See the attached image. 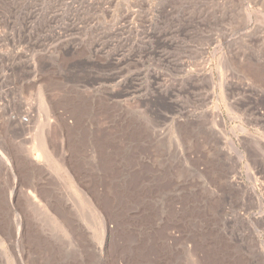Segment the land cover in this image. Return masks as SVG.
I'll use <instances>...</instances> for the list:
<instances>
[{
	"label": "rangeland",
	"instance_id": "1",
	"mask_svg": "<svg viewBox=\"0 0 264 264\" xmlns=\"http://www.w3.org/2000/svg\"><path fill=\"white\" fill-rule=\"evenodd\" d=\"M10 117L74 182L22 161ZM0 155V212L30 179L107 218L70 246L24 217L9 264H264V0H0Z\"/></svg>",
	"mask_w": 264,
	"mask_h": 264
},
{
	"label": "bare ground",
	"instance_id": "2",
	"mask_svg": "<svg viewBox=\"0 0 264 264\" xmlns=\"http://www.w3.org/2000/svg\"><path fill=\"white\" fill-rule=\"evenodd\" d=\"M39 1H41V0H39ZM69 4H70V2H69ZM55 8H57V7L55 6ZM33 9H35V8H33ZM50 9H52V8H50ZM28 10H30V9H28ZM81 10H82V8H81ZM72 11L73 10H71V12ZM46 12H45V14H46ZM90 12H91V10H90ZM40 13L41 12H39L38 10H32V11H28V12L26 10V13L23 15V20H24L25 23H31L32 24L33 22H36L38 20ZM63 13L64 12L63 11H59V9L57 11L54 10V11L49 12V13L47 12V19H46L47 21L46 22H48L50 24L51 23L53 24V22H55L56 20L60 19L61 15H63ZM71 14H69V12H68V14H64L61 17V19L64 18V16L66 15L65 16L66 17V21H68L69 24L72 23V25H73V23H76L77 22V19H76V16L75 15H73V14L71 15ZM8 22H9V20L6 21V23H8ZM128 27H129L128 25H120V26L115 27L113 29V32L114 33H118L119 31H123V30L126 31L128 29ZM94 28H95V26H94ZM99 28H100V26H99ZM97 30L98 29H96V31ZM102 30H104V28ZM107 30H108V32H106L105 36L103 35V38L102 39H98L97 40V43L95 44V54L96 53L97 54L98 53H101V54L105 53V51H107V48L110 46V26L108 27ZM96 31H95V34L98 33ZM101 37H102V35H101ZM105 40H107L108 42L105 41ZM122 41H123L122 42V45H124L125 44V41H127V40H125V38H124ZM92 49H93V46H92ZM155 78H156V76H155ZM41 107L43 108L44 112H46L48 114L49 107H48L47 104L43 103V100L42 99H41ZM26 108H27V106H26ZM7 120H8L7 121L8 122V125H9L8 128L11 131L12 136H14V138H16V136H17V138H19L18 141L15 142V146H16V153L18 154V156L20 158H23L24 159L22 161H26L28 163V165L33 164V167H37L39 169L40 174L41 173H45L46 171H49L47 169L48 168H51V167H52L51 169L53 170V165H54L53 163H55V165L56 164L58 165V171L59 170L61 171V172L59 171V176L61 177L60 179L61 180L62 179H65V180H71V181H73L71 179L72 177L70 176V174L67 171L66 167L63 165L64 156L61 155L62 154L61 153L60 154V158L61 159L60 158H57V159L55 158V156H54L55 153H54V150H53L54 148H51L50 149V144H49L46 136H43L42 135V136L34 137L33 141L30 144L31 146H27L28 140H26L25 138H22L23 132H24V130H26L24 128V124L25 123L22 122L23 120L21 121L19 118L16 119V117H12V118L10 117ZM45 125H46V123H45ZM27 126H28V124H27ZM42 127H44V126H41V128ZM43 131H44V129H43ZM39 132H40V130H39ZM1 155H0V160L3 161V163L5 165H7V162L8 161H6V159H4V157H2ZM11 168H8L7 167V169L9 170V173H10L9 175L12 178L13 183H14V181L17 179V177L14 176ZM32 168H28V170L29 169L32 170ZM24 171L26 172V170H24ZM29 172H32V171L29 170ZM49 175H50V173H49ZM26 177H28V175ZM28 178H30V175H29ZM24 179H26V178H24ZM56 179H54V180H56ZM27 180H26L27 181L26 183L24 181V184H25L24 187L22 186L23 188H19L18 189V193H19L20 200L16 199L17 189L13 186L10 189L9 193H8L7 201L5 202V206H4L5 209H3V211H1L2 213L0 212L1 213V220H2L0 222V256L2 258H5L6 264L11 263V260H13V258L11 257V255H9V252L7 251V249L2 248V246L4 245V243L7 240H11L12 241V239H11L12 234H14V233L15 234L20 233L21 224H22L21 223V220L24 217L28 220V223L30 224V225L28 224L29 225L28 227L31 228L30 230L36 231V232H39L40 231L41 233L42 232L44 233L45 231H46V233L49 232L48 233L50 235L49 238L51 240H53L54 243H57V242H59V243L66 242L70 246L73 244V241H75V237L74 236H77V235L84 236L83 234H86V235L89 234V228H88L89 226H87L88 223H89L87 217H89V216L92 218V225L96 229V232H98V234H100V235L103 234L104 235L105 232L107 231L106 230V227H107V218L101 213L100 210H98L97 203L94 202L90 198V196H89L88 193H86L84 191H79V193H80L79 196L81 197V198L80 197L79 198L82 199V201L84 203V208H82V206H81V204H80V202L78 200L74 199L73 197H70L71 194L70 195H67L63 191H60L59 192L57 190V188H56V190H55V188L50 189V190H46V188H45V193H44V191L41 192V193H43L45 195H41L35 189V187L37 188V186L34 187L35 184L33 185L31 183V180L30 179H27ZM62 181H61V183H62ZM32 182H33V179H32ZM66 183H67V181H66ZM77 190H79V189H77ZM5 198H6V196H5ZM0 208H2V207H0ZM76 240H77V238H76ZM101 240H102V238H101ZM100 243H102V242H100ZM74 246H75V244H74Z\"/></svg>",
	"mask_w": 264,
	"mask_h": 264
}]
</instances>
